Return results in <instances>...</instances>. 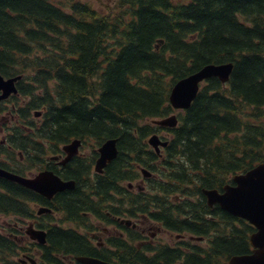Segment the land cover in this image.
<instances>
[{
    "label": "trees",
    "instance_id": "trees-1",
    "mask_svg": "<svg viewBox=\"0 0 264 264\" xmlns=\"http://www.w3.org/2000/svg\"><path fill=\"white\" fill-rule=\"evenodd\" d=\"M112 1L108 12H98L80 0H0V74L21 75L10 98H28L16 105L20 124L0 144V157L20 153L38 170L46 152L72 138L93 139L96 146L115 138L118 154L104 175L90 183L76 176L75 189L54 199L62 221L85 226L83 212L93 209L105 220L116 188L118 206L149 214L171 231L208 237L207 248L179 255L164 249L163 264L175 258L228 264L230 256L249 253L254 228L208 206L202 189L221 190L234 174L264 162V0ZM226 62L233 63L229 80L206 79L191 105L177 112L175 127L146 122L173 112L168 95L178 79ZM37 108L42 116L33 121ZM4 110L12 108L0 102ZM158 130L170 137L156 153L147 137ZM15 160L12 172L22 175L25 165ZM137 165L156 177L146 194H126L121 184L139 175ZM34 204L42 205L37 193L0 178L1 214L31 218ZM44 216V229L58 233L55 244L48 238L46 258L87 250L74 227H48L50 215ZM18 248L0 236L4 264H15ZM130 251V263L149 264Z\"/></svg>",
    "mask_w": 264,
    "mask_h": 264
},
{
    "label": "flooded vegetation",
    "instance_id": "flooded-vegetation-1",
    "mask_svg": "<svg viewBox=\"0 0 264 264\" xmlns=\"http://www.w3.org/2000/svg\"><path fill=\"white\" fill-rule=\"evenodd\" d=\"M8 100L9 99L6 98L5 100H0V102L5 103ZM2 131L3 128L0 126V132ZM74 139L80 140V143L76 148L77 151L74 154L69 155L68 152L72 149L69 148L64 150L63 147ZM85 142H87V139L72 138L66 143L57 145L54 152L48 151L51 154L48 156V159H45L46 164L42 168L30 173L22 171V175L33 176L39 171L50 170L58 175L63 181H73V186L56 192L51 198L37 193L42 199V205L34 204V214L31 218L21 219L18 216L11 215L14 216L13 222H6L5 226L0 227L1 237H5L18 244L19 248L16 250V254L13 258L15 259V257L18 256V253L23 251L20 253L21 257L15 260V264H85L79 260L78 257L81 256L95 258L114 264H132L127 260L133 259L130 253L131 249H135V252H137L143 259L149 261V264H153L154 262L152 261H155V259H157L159 264H163L167 260L165 259L163 261L162 258V251L164 249L175 251L179 255L181 251L189 250V248L194 245L193 242L202 241L204 239L206 241L208 240V237L203 235L197 236L189 233L171 231L164 226L161 220L152 218L149 214L139 213L137 211L134 212L131 208L118 206V203L122 200V198L118 195L120 192L117 191L116 188L112 187L109 192L111 198L110 201H108L111 212L106 211L107 218L105 220L98 218L97 214H95V210L93 209V213L91 211L83 212V215H86L88 218L85 226L80 225L75 227V225L71 222L62 221V212L54 209V199L59 200V197L66 193V191L75 189L77 182L74 177L77 176L81 179V181H87L88 183L95 182L97 177L104 175L106 167L112 162L110 161L103 168L102 172L95 171L94 164L99 155L97 149L100 145L93 150L91 156L88 155L86 158L80 152L81 146ZM0 144H5V138L0 140ZM45 146H47V144H45ZM7 147H10L9 144H7ZM23 159L24 156L19 153V160L22 161ZM74 163L78 165L76 169L74 168ZM3 164H5V162L0 160V165ZM10 166V164H7V166L3 168L12 171ZM140 168L141 167L137 165L139 175L136 178L132 181H127L125 184H121L122 189L126 192V194H146L148 191L147 187L149 179L156 177V175L151 172L149 176H143ZM97 200L98 199L94 198L90 199L93 203ZM41 207L47 209V211L39 212ZM45 214L50 215L51 218L48 221V227H63L64 224L62 225V223H68L70 225L64 226L65 228L74 227L75 233H79L85 237L84 240L88 244L87 250L82 253H74L72 251H56L51 255L47 254L48 256L46 258L44 249H48V247L50 249L49 244H47L48 238L52 239L55 244L58 233L49 234L50 232L47 231V229H44L41 224V220L45 217ZM0 215L4 216V214L1 213ZM55 215H57L59 220L55 219ZM25 222L26 224L24 225ZM31 228L36 230L42 229L45 231L44 244L39 243L34 239H30L29 234L26 233V231ZM22 233H24V236L29 239L32 248H26L25 245L21 246L22 241L26 240V237L22 236ZM165 236L172 237V239L175 240L172 241L171 239L168 244L167 240L163 239ZM42 245H44V247H42ZM27 250H32L33 254L29 255ZM251 250L252 247L250 246L249 253ZM52 258L55 259V262H51ZM169 261L170 264H179L181 262V258L169 259ZM136 263L138 264V262ZM0 264H4L2 256L0 257Z\"/></svg>",
    "mask_w": 264,
    "mask_h": 264
},
{
    "label": "water",
    "instance_id": "water-1",
    "mask_svg": "<svg viewBox=\"0 0 264 264\" xmlns=\"http://www.w3.org/2000/svg\"><path fill=\"white\" fill-rule=\"evenodd\" d=\"M158 42H162V40L159 39ZM232 68V62L210 63L198 71L178 79L172 85L168 95L172 109H187L195 99L201 83L210 77H217L222 83H226L230 78ZM20 78L21 75L4 78L0 74V100L17 92L16 82ZM151 122L154 125L172 128L176 126L178 118L173 112L167 116L153 119ZM79 143L80 140L74 139L64 145L63 149L71 148L72 150L68 154L72 155L77 151L76 148ZM147 143L158 153L160 147L165 146L167 141L153 133L147 138ZM97 151L99 155L95 161L94 170L102 172L103 168L118 154L116 139H106L100 144ZM140 170L143 176L150 175L147 169L141 168ZM0 177L48 198L60 190L73 186V181H63L50 170L39 171L33 176H24L0 167ZM231 180L232 183L225 184L221 191L216 188L202 189V194L209 206L217 204L222 210L244 219L255 229L249 235L251 252L230 256L228 264H264V162L254 165L243 173L234 174ZM41 211H47V209L41 207L39 212ZM26 233L29 234L30 239L44 244V230L31 228ZM78 258L85 264H114L85 256Z\"/></svg>",
    "mask_w": 264,
    "mask_h": 264
},
{
    "label": "rangeland",
    "instance_id": "rangeland-1",
    "mask_svg": "<svg viewBox=\"0 0 264 264\" xmlns=\"http://www.w3.org/2000/svg\"><path fill=\"white\" fill-rule=\"evenodd\" d=\"M82 2H85L87 4H89L90 6H92L96 11L98 12H108V10L110 8L113 7V1L112 0H80ZM28 100V98H22V96H17L16 98H10L8 101H6L4 104L7 108H12L11 111H8V110H4L3 112L0 113V126L3 128V131L0 132V140L3 139V138H7L8 134L10 133V129L13 127V125H19L20 122H19V118L16 114V105L18 106L19 104H24L26 101ZM34 110H38L40 111L39 115H36L35 117L31 114L29 119H32L33 121H39L41 116H42V109L41 108H37V109H33L31 112H33ZM174 113L177 114L178 110L174 111ZM171 114V113H170ZM169 115V114H168ZM148 122L149 124H152L151 121H146ZM21 124H22V121H21ZM158 135H160L163 139L164 138H169L170 136L168 135V133L164 130H158L156 132ZM150 135H148L149 137ZM147 137V138H148ZM44 147V145H43ZM46 148V146H45ZM97 148L96 144L94 143L93 139H88L87 142H85L82 146H81V149H80V152L83 156H85L87 158L88 155L91 156L93 150H95ZM162 151V150H160ZM51 153L50 152H46V154L44 155V158L45 159H48V156L50 155ZM15 159H19L17 158V154H15ZM15 159H9L7 157H0V160L1 161H4L5 164H10L12 167H15L16 165V161ZM44 162H46V160H44ZM21 164L25 165V169L26 170H22L23 172H35L37 170V168H28L27 165L28 163L23 159L22 161H20ZM42 165H45V163H43ZM18 169V167H16ZM141 177V175H140ZM126 183V182H125ZM124 183V184H125ZM54 217H56L55 219H58L57 218V215H55ZM60 217V216H59ZM14 220V216H11V215H0V227H3L5 226V223L6 222H10L12 223ZM59 220V219H58ZM26 224V222L24 223V225ZM64 224V226H70L68 223H62V225ZM22 236H24V233H22ZM26 237V236H24ZM164 240H167L168 244L169 242L171 241L172 237H169V236H165L163 237ZM175 240V239H172V241ZM193 246H198V247H201V248H207L209 243H208V240L206 241L205 239L202 240V241H198V242H193ZM25 245L26 248H32V246L30 245V241L29 239L26 237V240H23L22 243H21V246ZM23 252V251H20L18 253V256L15 257V260H17L20 256V253ZM27 252H29V255H32L33 252L32 250H27ZM36 255V254H35Z\"/></svg>",
    "mask_w": 264,
    "mask_h": 264
},
{
    "label": "bare ground",
    "instance_id": "bare-ground-1",
    "mask_svg": "<svg viewBox=\"0 0 264 264\" xmlns=\"http://www.w3.org/2000/svg\"><path fill=\"white\" fill-rule=\"evenodd\" d=\"M5 77V76H4ZM202 84V83H201ZM16 94H18V92H16L15 94H11L10 96H8L7 98L9 99L12 95H16ZM3 100V99H2ZM5 100V99H4ZM38 114L37 115H39V113L40 112H37ZM36 115V114H35ZM1 167V166H0ZM1 168H3V167H1ZM3 169H5V168H3ZM7 170V169H6ZM9 171V170H8ZM12 172V171H11ZM13 173H15V172H13Z\"/></svg>",
    "mask_w": 264,
    "mask_h": 264
}]
</instances>
